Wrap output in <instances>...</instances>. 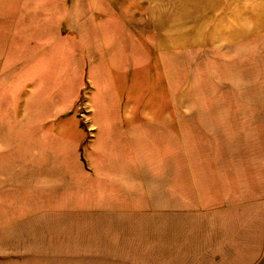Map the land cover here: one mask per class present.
<instances>
[{
    "label": "rangeland",
    "instance_id": "1",
    "mask_svg": "<svg viewBox=\"0 0 264 264\" xmlns=\"http://www.w3.org/2000/svg\"><path fill=\"white\" fill-rule=\"evenodd\" d=\"M262 223L264 0H0V264H213Z\"/></svg>",
    "mask_w": 264,
    "mask_h": 264
},
{
    "label": "crops",
    "instance_id": "2",
    "mask_svg": "<svg viewBox=\"0 0 264 264\" xmlns=\"http://www.w3.org/2000/svg\"><path fill=\"white\" fill-rule=\"evenodd\" d=\"M264 229V223L261 224ZM248 230L244 236H227L220 260L213 264H264V231ZM230 234V233H227Z\"/></svg>",
    "mask_w": 264,
    "mask_h": 264
}]
</instances>
